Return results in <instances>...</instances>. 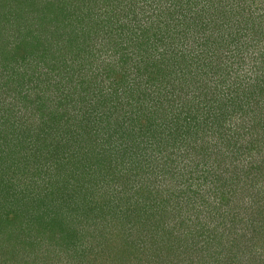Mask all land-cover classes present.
<instances>
[{
  "label": "rangeland",
  "instance_id": "1",
  "mask_svg": "<svg viewBox=\"0 0 264 264\" xmlns=\"http://www.w3.org/2000/svg\"><path fill=\"white\" fill-rule=\"evenodd\" d=\"M33 1L38 8L23 17H39L34 27L24 29L27 35L9 32L5 18L0 24V138L5 139L0 142V264H31L39 251L43 258L38 264H264V144L256 149L259 159L244 148L240 154L241 160L260 168L257 189L244 186L226 204L228 194L218 186L229 179L224 167L235 150L234 136L221 141L229 145L228 151L218 138L229 130L237 134L236 128L245 124L240 120L244 115H238L239 101H248L250 116L264 118V58L258 62L255 55L264 41V0ZM4 3L0 0L2 11L11 4ZM25 3L14 0L11 5ZM77 3L87 4L85 16ZM73 11L77 13L70 17ZM22 22L29 27L27 20ZM19 36L24 41L16 48ZM153 37L165 41L170 60L137 71L138 55L144 53L152 62L163 52ZM246 45L255 52L242 60ZM122 68L127 74L132 69L136 78L153 76L154 81L163 73V84L157 81L149 93L158 101L163 96L164 102H152L150 114L141 110L145 103L135 108L137 115L152 118L153 131L132 134L145 151L132 149L141 154L138 160L129 157L135 168L128 176L119 173L108 187L102 180L116 178L114 163L128 161L125 151L130 152L124 148L129 145H122L124 152L118 155L119 132L125 131L120 122L132 99L131 75L123 79ZM178 68L185 79L174 82L169 76L175 79ZM171 84L179 86L178 94L172 95ZM223 109L233 114L231 122L228 117L221 125L215 116L205 125L197 123L207 110ZM210 127L217 130L213 137L207 132ZM126 134L128 140L130 132ZM153 134L163 137L158 154L162 167L142 159L152 155ZM200 135L204 139H197ZM171 154L182 167L188 165L193 173L209 171L214 180H199L194 187L196 177L168 176L166 158ZM235 169L229 172L233 183L239 175ZM164 170L165 176L159 173ZM59 182L65 185L61 205L52 198L58 195ZM124 192L131 204L119 208L116 200ZM135 205L142 210L135 212ZM79 225L89 232L90 245L83 252L72 240L70 253L63 241L74 239L70 232ZM56 231L62 252L45 251L47 244L53 245L48 236ZM193 234L197 241L203 238L196 251L191 248Z\"/></svg>",
  "mask_w": 264,
  "mask_h": 264
},
{
  "label": "trees",
  "instance_id": "2",
  "mask_svg": "<svg viewBox=\"0 0 264 264\" xmlns=\"http://www.w3.org/2000/svg\"><path fill=\"white\" fill-rule=\"evenodd\" d=\"M7 1L8 2H10L11 4H13V1L14 0H6V3H4V6L6 7V5H7ZM87 1V0H86ZM95 2L97 1V0H94ZM19 3H21L20 1H18ZM11 4H9L8 5V8H6L5 10H0V24H1V22H3V20H9V24H8V28H9V32H11L12 34L13 33H16V31H17V34H19V35H21L22 33H25V34H23V36H25V35H27V31H28V28H30V26L31 27H34L35 25H33V21L34 20H36V22H38V15H36V16H34L33 18H32V20H31V18H29V17H23V13H25V12H30V14H33L34 13V10H36L35 8H38V4L36 3V2H34L33 0H27V3H25V4H23V5H19L18 4V6H13V5H11ZM36 5V6H35ZM24 6V7H23ZM78 6H81L80 8H79V13H81V14H84V16H85V14H86V11L85 10H83V7L84 8H88L87 7V4H84V3H77V7ZM4 7V8H5ZM82 8V10H80ZM76 13L77 12H72V13H70V17H73L74 15H76ZM73 15V16H72ZM91 15V14H90ZM20 16V17H19ZM87 16V15H86ZM5 18V19H4ZM21 20H20V19ZM19 20V21H18ZM27 20V22L26 23H28V21L29 20H31V22L30 23H28V24H30L29 25V27H26L25 28V25H22L23 24V22L22 21H26ZM258 23H259V21H258ZM257 26H258V24H256ZM259 27V26H258ZM261 28V27H260ZM24 29H27V31H25ZM262 29V28H261ZM15 32H14V31ZM7 31V30H6ZM91 31V30H90ZM91 33V32H90ZM89 34V33H88ZM96 35V34H95ZM16 36H18V35H16ZM89 37H90V34H89ZM92 37H94L93 35L91 36V39H92ZM24 41V39H22L21 38V36H19V40H18V42L16 41L15 42V47L17 48V47H21L20 45H22L21 43ZM152 41L153 42H155V44H159L161 47H163V52H159L160 53V57L157 59V58H152L153 59V61L151 62V61H149L148 60V58L146 57V55H144V53H141V55L139 56L138 55V57H139V60H138V63H136V64H134L135 65V69L137 70V71H141L143 68H145V67H147V66H157L158 65V60H160V59H163L164 61H169L170 59V57H167L166 55H167V52L164 50L165 48V45L163 44L165 41H158L157 40V38H155V37H153L152 38ZM259 41V39L257 38L256 39V43ZM159 42V43H158ZM163 42V43H162ZM7 45H9V43H7ZM244 47H246L247 49H245V51L242 53V55L240 56L239 55V58L241 59V57H242V60L243 59H245L246 57L244 56V54H246V55H248L249 53L251 54V53H253V52H255V51H249V48L248 47H250V45H246V46H244ZM257 47V51L255 52V55H258V57L256 58V60L258 61V62H262L263 61V58H264V41H263V43H261V44H259L258 46H256ZM138 54H140V53H138ZM253 55V54H252ZM193 57L195 58V59H198L197 58V55L195 54H193ZM205 61H206V58H205ZM161 61H159V63H160ZM139 65V66H138ZM144 66V67H143ZM124 68H122L121 70L123 71V79H125V80H127L128 78H129V76L131 75V79H132V81H130L131 82V84H132V87L130 88V90H129V96H131L132 97V99L129 101V104H128V106H129V109H127V111H128V114H123L122 116V118H121V122H120V124L122 125V127H124V129L125 128H128V131H130V135H132V134H135V135H139V132H141V134L142 133H144L145 131H147V130H150V131H153V126L152 125H154L153 123H152V118H149V116H147V115H145V116H140V115H137V108L136 107H140V108H142V106H143V103H145V105H146V107H144L143 109H141V110H143L144 111V113H148V114H150V110H149V108L148 107H151V105H152V102H153V105L154 104H157V105H159V106H161V105H163V96L161 97V98H159V101L158 100H155L156 99V96H155V98L154 97H152L151 95H150V93H149V91H150V89L151 88H154L156 85H157V81H158V83L159 84H163V73L161 74V75H156V78H155V81H154V77L153 76H147V77H141V76H139V78H136V76L135 75H137L136 73H135V75H134V72H132V69H130L129 68V73L127 74V73H125L124 72V70H123ZM135 70V71H136ZM180 71V68H178L177 70H175V73H173L174 75V77H175V79H173V77H172V74L170 75V74H168L167 76H169V78H171L174 82L175 81H178V82H181V80H182V78L183 79H185L184 78V76L186 75H184L183 74V76H181L179 73ZM167 76H165V78H167ZM193 76V75H192ZM192 79H194V78H192ZM195 80V79H194ZM170 81V80H169ZM9 82V81H8ZM188 83H190V82H187V84ZM171 86L175 89V91L174 92H171L172 93V95H176V94H178L180 91L179 90H177L176 89V87L177 88H179V86H174V85H172L171 84ZM173 91V90H172ZM161 95V94H160ZM160 95H159V93H158V97H160ZM166 97V96H165ZM145 99V100H144ZM143 100V101H142ZM140 101H141V103H140ZM168 101V100H167ZM110 102V101H109ZM173 104H171V105H169V109H173ZM131 108L133 109V110H136V111H133V110H131ZM136 108V109H135ZM248 108H249V103H248V101H245V100H241V101H239V113H238V115H244V117H242L240 120H242V122L243 123H245L243 126L241 125L240 126V129L239 128H236V131H235V133H239V131H241L242 129H243V131L241 132L242 134H233V133H231L230 132V130L226 133V137H224V138H218V140H219V142H220V144L222 145V146H224L225 148H226V150L228 151L229 150V145H224L221 141H225L226 139H227V141H228V139H232L233 137L232 136H234V138H233V140H234V145H231V146H234V151H231L230 152V154L229 155H231V156H233L234 157V159L229 163L230 165H229V167L228 168H226V167H224V173L225 174H227L228 176H229V179L227 180V181H222L221 179V183L218 185L219 187H221V189H222V191L223 192H225L226 194H228V197L226 198V200H225V202H223V203H226V204H228L227 203V201L229 200V201H231V198L234 196V197H236L237 198V196H235V194H237L238 193V191L240 190V191H242L243 190V187L244 186H248V187H250L251 188V186L252 187H254L255 189H257L258 187L254 184V180H256L257 179V176H259V175H261L260 174V168H259V166H252V165H249V164H247V162L243 159V160H241V155L240 154H242L243 152H245L246 150L248 151V154H250V157H252V158H254V156H256L258 159H259V155L261 154V151H259V150H256V149H259V146L260 145H263L264 144V118L263 117H261V116H256V115H249L248 114ZM261 108H262V106H261ZM123 109V108H122ZM169 109H168V111H169ZM263 109H264V106H263ZM143 111H141L140 113H143ZM125 113H126V111H125ZM232 115L233 114H231V115H229L227 112H226V110L225 109H223V110H219V112H214V111H209V110H207L206 111V114L205 115H198V121H197V123H205V122H207V121H213V120H215V116H218V119H219V121H220V123H221V125L223 124V123H225V122H227V118L229 117V121L232 119ZM118 119V118H117ZM201 119V120H200ZM240 120H239V122H240ZM231 122V121H230ZM232 122H233V120H232ZM209 123V122H208ZM207 124V123H206ZM241 124V123H240ZM205 125V124H204ZM105 126H106V128L107 129H110L109 127L110 126H112V123H110V122H106V124H105ZM198 128V127H197ZM199 129V128H198ZM210 129L211 130H208L207 132L208 133H211V137H213L214 136V131H217V130H213L211 127H210ZM188 131V130H187ZM199 131H201V130H199ZM122 133V135H123V137H120V136H118V140L120 141V142H118L119 144H120V150H119V152H118V155L120 154V153H123L124 152V149H123V147H122V145H129L130 146V149H128L127 147H124L125 148V150H128V151H130V152H126L125 151V154H126V156H127V158H128V161L127 160H121V163H119V164H117L116 162L114 163V167H113V169L111 170V171H114V173H116V178H115V176L113 177V176H109V175H107L102 181H104L105 182V180L107 181V186L108 187H111L112 186V180H114V179H116L117 180V175H119V173H124L125 175H127L128 176V173H129V171L130 170H132L133 168H135L133 165H132V161L129 159V157L130 158H132V157H134V159L135 160H138L139 158H140V156H141V154H139V153H136V152H134V151H132L131 152V150L132 149H134V148H139L140 147V144L139 143H136V140L135 139H133L132 137H130V138H127L128 140H126L125 139V136H127L126 135V130L125 131H121ZM202 132H203V130H202ZM198 134V133H197ZM223 133L222 132H220L219 134H218V136H221ZM180 135H181V133H180ZM236 135V136H235ZM161 136V135H160ZM158 134L157 135H155V134H153L152 135V139H151V141L150 142H153V144L151 143L149 146L151 147V149H152V151L150 152L152 155H150V156H148V157H146V158H142L143 159V161H145V160H147V159H149L150 161H152L153 163L155 162V164H153L152 165V167H158V166H161L162 167V160L160 159V155H158L159 153H160V149H162V147L161 146H163V142H160L161 140V138L163 139V137H160ZM195 137H196V133H195ZM175 138V140H176V137H174ZM201 138L202 139H204V137H202V135H200V136H198V138L197 139H199V140H201ZM144 139V138H143ZM1 140L2 141H5V139H3V138H0V142H1ZM147 140H148V138H147ZM92 141H93V138H92ZM149 141V140H148ZM94 142V141H93ZM149 142V143H150ZM82 143V149H84V143H85V139L81 142ZM154 143H158V145L156 146V148H158L159 150H158V152H156L155 151V149H153V145H154ZM159 144H160V146H159ZM117 145V144H116ZM235 145H237V146H235ZM221 146V147H222ZM159 147H161V148H159ZM221 147H219V148H221ZM4 149L5 148H8V146L6 145L5 147H3ZM144 148L145 147H143L142 145H141V151L143 150V151H145L144 150ZM239 148H241L240 150H238ZM245 149V151L244 150H242V149ZM116 151V150H115ZM140 152V151H139ZM161 152H163L162 150H161ZM179 153H177L178 155L180 154V152H181V147H179V151H178ZM145 154V153H144ZM121 155V154H120ZM169 155H170V152H169ZM169 155H167V166H169L168 167V174H167V170H164V172H159L160 174H162L163 176H165V174H167L168 176H171V177H173L174 178V176L175 177H177V178H179L180 177V179H189V178H187V177H190V181L193 179L194 180V178L196 177L197 178V180L195 181H192L191 182V184H193V186L194 187H197V184H198V182H199V180H204V181H209V180H211V181H213L214 180V178H211V176L209 175V173H211V172H209V171H206V170H203L202 171V173L200 174V171H198L197 169H195L194 170V173H193V169H189L188 168V165H186V166H184V167H182L181 165H179V163H178V157L176 158V155L175 154H171V156H169ZM239 157H238V156ZM183 156H184V154H183ZM129 162V163H128ZM139 163V162H138ZM158 163V164H157ZM125 164H129V165H127V167H125L124 168V165ZM231 167H233V168H236L235 169V172L237 171V170H239V175H238V177H237V179H236V181L233 183V181H231V177H230V174H229V172H230V168ZM188 170V171H187ZM192 173H193V176H192ZM198 175L200 176V178H198ZM124 176V175H123ZM124 177H126V176H124ZM59 178H60V176H59ZM126 178H128V177H126ZM48 180V179H47ZM46 180V181H47ZM218 180V179H217ZM216 179H215V181H217ZM50 180H48V182H49ZM219 181V180H218ZM189 182V181H188ZM220 182V181H219ZM60 183V187H59V189H58V195L56 196V195H52V194H50V195H52L53 197V199L55 200V202H57L58 204L57 205H61V204H63V200L61 199V198H63V196L65 195V193L63 192V191H61V189H62V187L64 188V186L65 185H62V183L61 182H59ZM238 185H241L240 187H238ZM128 187V185L126 186V188ZM13 188H16V189H18V187H15V186H13ZM64 191H65V189H63ZM197 190V189H196ZM16 192H18V190H15ZM236 192V193H235ZM230 193V194H229ZM234 193V194H233ZM181 194V193H180ZM223 194V193H222ZM49 195V196H50ZM183 196H184V194H182V195H177L176 197L177 198H179V199H181V198H183ZM234 197L232 198L233 200H235L234 199ZM64 199V198H63ZM61 200V201H60ZM65 200V199H64ZM118 203H117V206L120 208V204L121 205H123V206H125L124 208H126V206H129L130 204H131V196H129V195H126V193L124 192V194H121L120 196H119V198H118V200H116ZM115 201V202H116ZM249 201V200H248ZM112 203L111 204H114L115 202H113V201H111ZM246 203H247V201H246ZM66 205H67V202H66ZM70 205V204H69ZM68 205V206H69ZM222 205V202L219 204V206H221ZM224 205V204H223ZM84 206H86V205H84ZM62 207L64 208V206L62 205ZM134 211L135 212H137V211H141L142 209L139 207V206H137V205H135L134 207ZM67 209V207L65 208V210ZM187 211H188V209H187ZM197 212H195L197 215L199 214V210H196ZM31 212V211H30ZM218 212V211H217ZM5 213H7V212H5ZM219 213V212H218ZM136 218H138V217H136ZM187 218V220H189L190 218L187 216L186 217ZM141 219H142V217H141ZM62 220V218H60V220L59 221H61ZM143 220V219H142ZM141 220V221H142ZM87 220H85V222H86ZM141 221H140V223H141ZM87 223V222H86ZM71 224H72V222H69L68 223V228L71 226ZM124 226V225H123ZM67 228V229H68ZM67 229H65V230H67ZM61 230H62V227L59 229V231L61 232ZM120 230H121V226H120ZM228 230H229V232L228 233H230V235L231 236H233V229H232V227H228ZM58 231H56V233L54 232V234L52 235H50V236H48V239H51V242H52V246L51 247H49L48 246V244L44 247V250L45 251H51V252H53V251H55L56 250V244H58L59 242H56V241H54V240H58L59 239V237H56V238H54L55 236H58V235H61L60 234V232L59 233H57ZM84 232H85V229L84 228H82L81 230H80V234H78V233H76V232H72L71 231V234H73L75 237H74V241L76 242L77 240H79L80 238H81V236L82 235H84ZM64 233V231L62 232V234ZM194 234H195V232H194ZM194 234H193V238H192V240L193 241H197V239H196V237L194 236ZM192 235V234H191ZM206 235V234H205ZM205 235H203V236H205ZM228 235V234H227ZM230 235H228L227 236V239H228V241L230 240V238L229 237H231ZM115 236V234L113 235V236H111V237H114ZM202 236V235H201ZM201 236H199L198 235V237H201ZM195 237V238H194ZM235 237V236H234ZM200 239H203L202 237L200 238ZM199 239V240H200ZM232 239V238H231ZM197 241V242H193L192 241V243H191V248L193 249V247H195L194 248V251H196V250H198L197 249V246H198V243L200 242V241ZM234 240V239H233ZM71 241H72V239H71ZM191 241V240H190ZM247 252L249 253V251L246 249L245 250V255L244 256H246L247 255ZM42 251H39L38 252V254L37 255H35L33 258L34 259H32V260H29L30 262H31V264H38L39 262H41L42 261V258H43V256H42ZM228 255H230L229 253H227ZM208 255H209V257L211 256H213L211 253H210V251H208ZM41 258V259H40ZM201 258V257H200ZM196 260H197V257H196ZM3 264H6V263H3Z\"/></svg>",
  "mask_w": 264,
  "mask_h": 264
},
{
  "label": "clouds",
  "instance_id": "3",
  "mask_svg": "<svg viewBox=\"0 0 264 264\" xmlns=\"http://www.w3.org/2000/svg\"><path fill=\"white\" fill-rule=\"evenodd\" d=\"M128 128H125L126 131ZM130 132V131H128ZM119 135L120 137H123V135L121 134V132H119ZM127 135V134H126ZM132 135H130L131 137ZM140 144V143H139ZM136 151H140V152H143L141 151V144H140V147L139 148H134ZM81 227H83L82 225H79V227L76 229V230H73V232H76L78 234H80V230L82 229ZM81 228V229H80ZM68 231V230H67ZM71 233V232H70ZM89 232L85 229V232H84V235H86L87 237L86 238H80L79 240H77V242L79 243V245L81 244V251L84 252V248L83 246H89L90 245V241L87 240V238H89ZM60 237V236H59ZM74 241V239H72ZM56 242H59V239L58 240H54ZM64 244H66L67 248L70 250V253H72V241L69 240V241H63ZM57 247H56V250L57 252H62V248H61V245H60V242L58 244H56ZM54 252V251H53Z\"/></svg>",
  "mask_w": 264,
  "mask_h": 264
}]
</instances>
